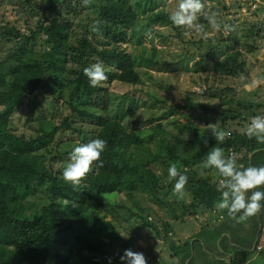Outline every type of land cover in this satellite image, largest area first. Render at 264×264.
Segmentation results:
<instances>
[{"label": "trees", "instance_id": "1", "mask_svg": "<svg viewBox=\"0 0 264 264\" xmlns=\"http://www.w3.org/2000/svg\"><path fill=\"white\" fill-rule=\"evenodd\" d=\"M149 1L154 5L160 0ZM16 2L19 9L28 7L39 16V20L34 29L28 27L26 34L15 27L0 25V30L3 28L0 31V43L16 41V45L7 50L0 62V264H108L109 257L112 258V264H122L120 259L105 248L107 244L104 239L108 234H103V229L106 226L111 228L110 223H105L89 212L93 198L96 196L97 206H117L121 211L125 210V220L132 217L144 220L143 227H149L160 238L153 223H149L141 213L131 212L126 205L129 202L136 205L137 199L143 196L161 203L157 197V193L161 191V178L154 169L162 168L167 174L170 163H176L178 171L188 177L186 186L190 187L189 194L193 201L186 209H211L220 194L218 184L211 175L213 168L203 166L207 145L201 143L202 148L196 146L195 152L184 153L181 149L188 148L187 144L180 139L176 140L172 133H169L172 140L164 139L165 126L161 122L163 118H167L164 114L163 117L147 120L151 128L148 141L153 138L158 141L153 149L148 147L149 144L141 143V132L127 131L117 114L105 115L109 93L104 91V87L108 83L142 85L143 77L150 81L156 78L152 74L153 70L157 73L166 69L175 71L181 62L184 61L187 65V55L196 56L195 52L184 53L179 56L181 61L170 62L163 59L159 55L160 50L152 45L155 28L170 27L177 31V37H181L179 27L168 20L170 12L151 10V14L144 16L147 10L144 3L131 0ZM72 3L79 7L69 8ZM62 11L71 12L74 17H66ZM204 21L206 19L203 15L196 21L204 26L199 32H215L214 38L208 39L209 49H216L223 43H227L229 49L225 58L214 61L208 72L212 71L219 78L246 79L248 69L241 49L252 51L254 46L248 39L260 37L259 28L262 26L254 23L241 32L233 25L228 34L223 36L221 29H212ZM220 22L221 27L228 23L227 20ZM94 28L97 30L94 31ZM184 29L189 28L184 26ZM147 36L149 48L143 42ZM93 61L112 68V71L105 72L106 79L94 87L89 84L84 73V68ZM11 62H14L11 69L5 67L6 64L11 65ZM24 76L29 79H21ZM26 83L29 85L24 88ZM37 91L47 92L53 98H60V93H66L64 102L75 116L57 114L61 118L60 123L48 130L43 122L44 105L32 98ZM188 93L182 107L173 105L175 110L181 108L184 116L194 113L205 125L213 124L225 132L229 123L240 119L241 113L236 112L232 106L229 107L235 102L229 95L230 88L215 92L206 88L200 92ZM197 96L203 100L194 102L192 97ZM28 98L34 111L30 110L26 114V121L33 128L32 131L36 132L35 135L18 134L17 126L13 123V116L19 108L27 106ZM123 101L129 100L126 97ZM132 101L128 104L131 105ZM89 102L99 105L98 108L102 110L97 113L95 108H87ZM236 104L239 105L237 102ZM175 113H178L177 110ZM167 115L171 117L175 114ZM75 119L94 122L98 130L91 132V138L100 137L107 143L99 162L94 161L86 173L89 176L85 174L83 181L73 185L62 180V169L54 171V164L51 163L60 159L66 165L71 149L76 146L65 143L61 154L58 141L54 140L57 133L64 136L68 132L71 135L79 134L83 137L80 143L88 139L85 138L86 130L78 127ZM153 123L155 124L151 126ZM193 133L197 135L199 130L194 129ZM235 135L238 134H231L230 137H224L222 142L218 141V147L223 152L233 149L234 154H247L260 147V142L254 137L241 139L234 137ZM137 149L141 152L136 151ZM237 159V166L242 164V168L247 167L246 157ZM199 167L208 177L199 174ZM115 190L125 195L124 205L111 202L106 196L117 193ZM185 191L187 192L184 190L175 198H185ZM32 196L39 200L33 204L38 209L24 212L23 203ZM137 209L142 210L141 207ZM168 228L169 226H164V238L168 235ZM113 231L109 230V234ZM179 250L172 245V255H179ZM259 253L264 256L262 251Z\"/></svg>", "mask_w": 264, "mask_h": 264}, {"label": "rangeland", "instance_id": "2", "mask_svg": "<svg viewBox=\"0 0 264 264\" xmlns=\"http://www.w3.org/2000/svg\"><path fill=\"white\" fill-rule=\"evenodd\" d=\"M93 1L97 2L98 0ZM132 1L144 3L143 5L147 9L145 10L146 13L144 16L151 14V10L152 12L160 10L171 12L180 2V0H160L157 1V4L155 2V4L152 5V2L149 0H131V2ZM261 1L264 2V0ZM201 2L203 8L201 9V12L197 14L198 17L205 11H216L220 21H228L226 24L228 26L227 28L224 27L225 24L220 28L223 36L228 34V31L232 29L233 25L236 30H240L241 32L246 30V26H251V23L243 22L244 15L241 12L242 8L248 10L249 7L247 6V3L252 2L251 0H201ZM68 7L74 9L78 8L79 5L72 3ZM62 14L66 17H74L71 12L68 13L67 11H62ZM248 16V20L254 21L251 19L253 17V12ZM37 20H39V16L29 10L28 7H24V10L19 9L16 0L0 1L1 26L8 25L9 27H15L22 33L26 34L28 27L34 29L37 25ZM178 27V32L182 31L180 32V38L177 37V31L170 29V27L155 28L156 34L152 39V45L160 50L159 55L162 56L163 59L170 62H176L177 60L181 61L179 56L184 53L190 54L191 50L195 52V55L198 54L196 59L195 57L187 55V65H185L186 63L183 61L175 71H172V69H166V71L157 73L153 70V73H151L156 75V78L150 81L146 77H143L144 84L142 85L130 86L118 82L108 83L104 87V91L109 93L105 115L117 114L116 116L118 120H121L122 125L125 126L127 131L141 132V143L143 145L149 144L148 147L154 149L155 144L158 141L155 138L150 141L152 143L148 141L147 136L148 134H151V128L149 123H147V120L150 118H160L165 114V116H167L166 119L168 120L163 118L161 121L165 126V132L163 133L165 137L164 139L167 141L172 140V136L169 135V133H172L176 140L180 139L183 143L187 144L186 146L188 148L181 149L184 153H192L191 151L193 150L195 152L196 146L202 148L201 143L207 145L205 151L208 152L212 147H218L219 145V142L211 136V130L209 128L213 124L205 125L203 121H199L195 117L196 114L194 113L185 114L184 116L181 108L176 109L178 113H175L176 110L173 108V105H180L182 107L185 103L184 100L187 97V94H189L188 92H200L206 88H211L215 92L216 90L227 88L228 84L234 82L235 78H219L213 75L212 71L208 72V70L212 68L214 61H220L225 58V54L229 52V49L227 48L228 44L223 43L218 45L216 49L213 48L210 50L208 47L210 45L208 39L214 38L213 36L215 32L212 34H201L202 32L197 33L195 28L184 29V26ZM2 30L3 28H1L0 31ZM259 30H261V28H259ZM261 35L264 36V32H262ZM199 40L200 42H198ZM37 41L40 42V39H37ZM190 41L197 43L191 44ZM254 41L255 39L253 38L248 39V42L253 46ZM143 42L144 45L149 48V36H147ZM213 44L214 42L212 41V45ZM15 45L16 41L8 43L2 41L0 43V62L2 61V57L4 58L7 50L13 48ZM241 51L243 58L249 60L248 55H250V52L252 51H249L248 49H241ZM97 62L98 61H93L92 64ZM249 64L251 67L252 62H249ZM13 65L14 62H11V65L6 64L5 67L11 69L10 66ZM103 67L105 72L112 71V68L105 67L104 65ZM28 76L27 78L24 76L21 79L28 80ZM157 78H163V80H157ZM28 85L29 84L26 83L24 88H27ZM60 94V98H53L51 94L47 95V92L42 93L37 91L32 97L39 104L43 103L44 105L45 116L43 122L46 124L45 126H47L48 130H52L54 125L60 123L61 118L57 116V114L63 116L68 115L69 117L75 116V114L67 108V105L64 102L67 94L64 92ZM231 94H233V89ZM126 97L129 101H132V98H134L131 105L128 104L129 101H123ZM192 99L194 102L203 100V98L199 96L196 98L192 97ZM26 102L27 106L19 108L13 116V123L17 126L16 131L18 134L24 133L26 135H35L36 132L32 131L33 128L26 121V114L30 110L34 111V109L30 107L29 98ZM49 102H52V104L49 105ZM98 106L99 105L94 104L93 102H89L87 108H95L94 110L98 113L102 110L101 108H98ZM237 107L238 106H235V108ZM234 110L238 112L237 109ZM167 114L175 115L168 117ZM75 123L78 127H83L86 130L85 138L88 139H86L85 142L92 139L91 132H93V130H98L92 121L84 122L75 119ZM154 124L155 123L151 124V126ZM168 124L171 125L167 126ZM194 129H198L199 134L195 135L193 133ZM57 135L54 137V140L58 141V150L61 154L63 153V145L65 143L73 146L82 142L83 139L79 134L77 135L73 133L71 135L69 132L66 136L59 133H57ZM200 140L201 142H199ZM188 141L189 143H187ZM136 151L139 153L141 152L139 149ZM65 158L66 156L64 159ZM63 163L64 160L61 162L60 159H55V161L51 163L54 164L52 166L53 170L56 171L58 169H63L65 166ZM154 171L156 175L161 178V191L157 193V197L161 203H156L150 198L143 196V198L137 199L136 205L133 206L132 203L129 202L126 207L133 213H141L143 218H146L149 223H153L161 235L160 238H157L154 231L149 227H143L144 220H139V218L136 217L128 219L129 221L125 220V217L127 216L125 210L121 211L117 206H97L96 196L93 198L94 201L89 207V212L95 214V217L98 219H103L105 223H110L111 228H107L106 226L105 229H103V234L104 232L108 234L104 239L107 244L105 248L118 259L120 255L123 254L126 245L127 248H131L133 251L142 252L145 255L147 264H160L161 262H166L165 264H176L179 258H177L178 255L172 258V245L175 248H180V243L191 241L195 238V235L199 233L197 227L199 220L195 217L198 209L193 207L190 210L186 209V207L190 206L193 201L189 194V186L187 187L186 184L184 186L183 191L187 190V192L185 191V198H182V200L180 198H175L178 195L172 188L175 183V178H170L168 173L165 174L166 171L162 168L154 169ZM198 172L202 177H208L207 173L201 167L198 168ZM86 175L89 176L88 174ZM60 178L63 180L62 175ZM80 181H83V177L80 178ZM115 192L117 193L111 195L106 194V196L111 202L124 205L126 199L125 195L116 190ZM38 201L39 200L35 196L29 197V199L23 203L22 210H24V212L36 211L38 206L33 204L38 203ZM137 207H141L142 210L140 211ZM164 226H169V232L166 238H164ZM111 229L114 231L112 234H109V230ZM214 237H217V235H214ZM230 237L233 241H236L237 239V236L232 233ZM228 239V237L225 239L224 235L218 238V240L224 241L222 245L225 247H227L226 240ZM214 246V239L212 237L204 236L203 244L199 245V252L202 257L200 259L199 256H195L194 261L197 264H211L210 259H212V257L209 253L214 249ZM239 246L244 247L245 244L241 243ZM261 251H258L257 249L253 250L250 252L252 255L249 256L244 251L238 252L234 250L230 252V256L233 258L231 263L250 264L249 262L251 260L255 261L257 259L259 261L257 264H264V256H261V253H259ZM262 252L264 255V251ZM171 258L173 260H171ZM215 261L216 264H219L217 260Z\"/></svg>", "mask_w": 264, "mask_h": 264}, {"label": "clouds", "instance_id": "3", "mask_svg": "<svg viewBox=\"0 0 264 264\" xmlns=\"http://www.w3.org/2000/svg\"><path fill=\"white\" fill-rule=\"evenodd\" d=\"M251 1L248 2V10L246 9L248 15L252 12L255 14L264 5V2L261 0ZM202 8L203 4L201 0H180L178 6L169 13L168 20L174 26L195 28L199 32L204 27L202 24L196 23L198 19L197 14L201 12ZM202 15L212 29L219 30L221 28V22L217 19L218 13L216 11H205ZM243 22L256 23L250 20H244ZM224 27L227 28L228 26L225 24ZM93 30L97 29L94 28ZM191 52L193 51L191 50ZM84 73L89 80V84L93 87L106 79L104 67L100 62L85 67ZM227 86L231 91L233 89V94L229 95L235 99V83L233 82ZM234 103L236 104V101ZM209 129L211 130V136L216 141L222 142L225 135L228 134L215 125L210 126ZM244 132L249 138L255 137L258 142H264V113L253 116ZM106 143V140L96 137L74 146L69 153L68 162L62 169L61 175L63 179L71 182L73 185L78 184L80 178L88 173L93 162H99ZM203 166L205 168H215L219 176L223 177V179L217 181L219 183L218 192L220 194L219 199L214 204L217 210H227V214L234 218L236 222H242L264 207V204L261 203L264 201V190H254L251 191L250 195H247L249 190L257 189L258 186L264 185V164L243 168L238 167L236 159L233 156L225 158L223 149L214 146L207 152ZM168 176L175 178L173 191L177 194H182L188 180L187 175L178 171L176 163H170ZM119 259L122 264H147L145 255L142 252L133 251L131 248L124 249ZM108 264H112L111 257L108 258Z\"/></svg>", "mask_w": 264, "mask_h": 264}, {"label": "crops", "instance_id": "4", "mask_svg": "<svg viewBox=\"0 0 264 264\" xmlns=\"http://www.w3.org/2000/svg\"><path fill=\"white\" fill-rule=\"evenodd\" d=\"M241 12L244 15L243 19L247 21L249 19L247 10L244 9ZM251 19L256 22V25L260 24L263 27V29L261 27V33L264 32V5L253 14ZM253 44L254 47L252 52L248 55L249 60L245 59L246 67L248 69L247 78L243 79V77H239L238 79H234V89L236 90L235 101L238 102L239 105H236L235 103L229 105V107L232 106L234 109H237V111L241 113V116L239 120L227 125L226 133L228 134H226L225 137H230L231 134H238L234 137H239L241 139L248 137L245 134L244 129L250 122V119L257 114L264 113V36L260 34V37L255 39ZM249 62H252L251 67ZM235 106L238 107L235 108ZM258 144L260 147L253 149L247 154H245V152L234 154L233 149L230 148V150L227 149L223 154L225 158L230 155L236 160H239L237 158L246 157L247 167L260 166L261 164H264V142ZM238 167L242 168V164H239ZM211 175L214 177L213 181L219 185L217 179H223V177L219 176L215 168H213ZM254 190H264V185L258 186L257 189L249 190L247 195H250L251 191ZM218 199L219 197L216 201ZM261 203L264 204V201ZM214 204L211 209H198L197 214L199 215L196 214L195 217L199 220L197 225L199 233L196 234L195 238L191 241L179 244L180 248L178 249L180 250L177 257L179 260L176 264H188L189 262L190 264H197L194 261V258L195 256H199L200 259L202 257L199 252V245L203 244L204 236L212 237L215 242L214 249L209 253L212 257V259H210L211 264H216L215 260H217L219 264H232L231 261H233V258L230 256V252L234 250L238 252L244 251L249 256L252 255L250 252L253 250L257 249L258 251H264V207L246 220L236 222L234 218L227 214V210H217ZM231 233L237 236L236 241H233L230 237ZM214 235H217V237H214ZM222 235H224L225 239L227 237L229 238L226 240L227 247L222 245L224 241L218 240ZM241 243H244L245 246L240 247L239 245H241ZM185 246L188 247L185 248ZM175 256L172 255V258ZM172 258L171 260H173ZM258 262L259 261L256 259L255 261L251 260L249 263L257 264ZM165 263L166 262H161L160 264Z\"/></svg>", "mask_w": 264, "mask_h": 264}]
</instances>
